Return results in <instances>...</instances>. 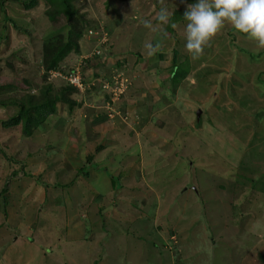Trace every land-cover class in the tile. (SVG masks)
Listing matches in <instances>:
<instances>
[{"label":"rangeland","instance_id":"rangeland-1","mask_svg":"<svg viewBox=\"0 0 264 264\" xmlns=\"http://www.w3.org/2000/svg\"><path fill=\"white\" fill-rule=\"evenodd\" d=\"M24 1L0 0V264H264V49L226 24L193 60L198 0L168 24L159 0Z\"/></svg>","mask_w":264,"mask_h":264},{"label":"clouds","instance_id":"clouds-1","mask_svg":"<svg viewBox=\"0 0 264 264\" xmlns=\"http://www.w3.org/2000/svg\"><path fill=\"white\" fill-rule=\"evenodd\" d=\"M159 2L162 6L156 13V20L160 24H168L172 13L164 0ZM181 3H185V0H181ZM183 18L187 22L185 48L193 60L204 55L205 49L212 46L213 40L222 33L226 24H231L264 49V0H198L186 5ZM142 23L146 28L153 27L150 20L145 19ZM172 27L176 25L172 24ZM145 48L148 56L152 57L160 50V45L146 43Z\"/></svg>","mask_w":264,"mask_h":264},{"label":"trees","instance_id":"trees-1","mask_svg":"<svg viewBox=\"0 0 264 264\" xmlns=\"http://www.w3.org/2000/svg\"><path fill=\"white\" fill-rule=\"evenodd\" d=\"M63 3H66L65 0H61ZM35 0H29L28 2L24 1L22 2V4H26L25 6H27L28 4L30 6L34 5ZM68 5V4H67ZM27 8V7H26ZM25 8V9H26ZM182 20V19H181ZM61 43V38L56 37V38H51L48 39L44 44H45V48H46V55L51 51V49L53 50L52 52L54 53V55L52 56V61L49 63L48 69L53 67V64L58 61V56H57V52L61 51L62 49H59L57 51L54 50V47L56 45H60ZM67 44H64L61 48L66 49ZM45 53V50H44ZM60 57L62 56L61 54L59 55ZM174 74V73H173ZM51 102H53V100L55 101L56 98L52 97L51 98ZM48 106V107H47ZM44 107L43 103H41L40 105H33V107L31 108L33 111V116H31L30 114H28L27 112L30 111L28 108H23V107H19L18 112L16 113V115L14 117H11L10 119H7L6 121L2 122V126L4 127H9V126H14L17 125L20 121H22L23 124V133L25 135H29L31 132L32 127L38 125L39 123L42 122V118L47 117V115L51 114L53 112V108L52 106L49 107V105H47ZM83 174H85L83 172Z\"/></svg>","mask_w":264,"mask_h":264},{"label":"built area","instance_id":"built-area-1","mask_svg":"<svg viewBox=\"0 0 264 264\" xmlns=\"http://www.w3.org/2000/svg\"><path fill=\"white\" fill-rule=\"evenodd\" d=\"M78 72H76V70H73L72 72H68L64 77H63V80L65 81V84L66 85H70L72 86L73 88H79V89H83V83L82 81L80 80V76L79 74H77ZM121 87V84L118 83L117 81L113 83V85L111 86V84L109 85H103V84H100V87H99V90L100 91H106V93L111 96H115L117 94H120V88ZM81 89V90H82ZM102 89V90H101ZM108 89V91L106 90ZM110 93V94H109Z\"/></svg>","mask_w":264,"mask_h":264}]
</instances>
